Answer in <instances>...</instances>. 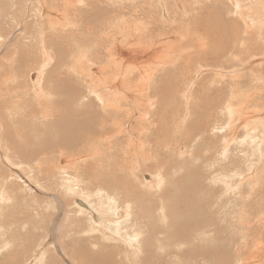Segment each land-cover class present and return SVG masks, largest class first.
<instances>
[{
    "label": "rangeland",
    "instance_id": "374dc122",
    "mask_svg": "<svg viewBox=\"0 0 264 264\" xmlns=\"http://www.w3.org/2000/svg\"><path fill=\"white\" fill-rule=\"evenodd\" d=\"M125 1L128 2L129 0H125ZM237 1L236 0H233V1L232 0L231 1L230 0H182L181 7L179 6V4H177L178 2L176 0L175 1L170 0L168 2L169 5L167 6V8H169V10L167 11L168 12L167 14H170V15L168 16L163 15V17L164 19L167 18L169 20L167 19L164 20L163 18H161V22H159V26L155 32V37L156 39L157 38L158 39L157 41L155 39V41L157 43L159 42L158 44L160 46L159 45L157 46L159 49L160 47L162 48L166 46L165 48L168 47L167 49L168 50L170 49L169 51L171 54H168L169 53L167 52L168 50H164L162 48L164 51L162 50L163 53H161V55L158 54L157 52H155L156 54L151 55V57L157 56L156 60L161 61L162 59V61L165 62V64L163 63L162 65H160V67L157 69L156 74L152 77V79H150L147 82L146 90H149L147 94L149 95V97H147V99H149L151 102H154V103L149 106L150 107L149 110H144L146 109V106L148 104L146 105V103L141 101L142 104L140 105V108L142 109L138 110L137 108L138 106L136 105L135 107L137 108L136 109L137 111L133 112L134 117L131 115L135 120L142 121L139 116L140 112L144 114L149 113L146 121L148 122L150 120L152 121V118H154L153 121L150 123H156L155 124L156 126H158L159 128L161 127L158 133L153 132L152 137L150 139L144 140L143 143H147L146 148L144 150H137L138 154H139V151H145L144 155H148L149 158H151L149 159L148 163L142 162L141 164L135 165L136 167H134L135 169H134L133 174L128 173V172L125 173L126 171H124V174L127 175L128 177V180H127L125 177H122L123 175L119 176L121 173H123V171H120V172L111 171L108 168L109 163L106 166L105 161H103L102 163L100 162L102 161L101 157L98 160V154H96L97 150L99 149L98 146H96V148L92 146L90 149L91 152L90 151L87 152V149H86L85 153L81 152L80 155H76V157H78V160L76 161L78 163L76 164L79 167H81L82 163L86 164V168L81 167L82 170L87 171L88 170L87 168L92 169L97 164L94 167L95 169L94 168L92 169V171H94L95 174L92 172L90 173V176H94V178L91 177L93 181L95 180L93 185L99 184V180L101 178H104L105 181L103 182L104 183L106 182L107 184L106 185L101 184V185H104L103 189L108 190L109 193L100 192V196L97 197L98 196V195L96 196L97 192L94 191L93 196L91 197L90 200L92 201V203H96V204L98 201H99L98 203L103 202L102 204L104 205V207L106 206L105 209H107L108 207H110L111 209V207H113V204L111 203L112 201L115 203V207H116V200L112 199L111 201H108L110 200L109 197H111L114 193H116V191H118L117 189H115L116 186L118 185L120 187L125 186V185L127 186L132 182L133 185L135 184L134 186L136 187L139 186V188H142L141 186L143 185L141 184V182H147L149 179H153L151 181L149 180L150 182H152L154 181L155 176L159 177V179L161 180L163 179V184L160 185L161 187H159L158 185V189H156L157 187L150 188V189H147L145 187L146 188L145 189L143 186V189L146 191L145 197L147 199L151 195L155 194L162 201L163 199H165V202H163V204L167 206H163L162 204H160L158 206V208L160 209V210L158 209L159 211L151 207L153 213L151 214L150 218L152 219H150V222L154 223L156 226H158V228L148 233V237H150L149 242L151 243L147 242L149 243L147 244L146 241L144 240V245L142 244L143 252L141 251L139 255L137 256L139 259L133 261V259L130 256L129 259H131V261H129V259H127V256H126V249H128V246L124 245L122 242L118 244L110 240H105V239L100 240V243L97 247L99 249L105 246L110 249H116V247L120 246L123 249L122 254L118 256L120 257V259H124L125 263H121V264H134V263L137 264L138 261H139L138 264H140L141 262H143L144 264L146 263L154 264L156 261L154 262L152 255H154L155 252L160 251V248L163 245H164V248L162 247L163 249L167 250L170 248L171 244H169V241L173 243L175 241V238H174V232L172 231L171 227L168 225L169 222L165 218H168L169 221L172 220L173 222H175V219L178 216H183L184 214H186L187 212L186 205L190 202V200H188L190 199V194L197 193L196 194L197 197L198 196L202 197L205 194V197H202V198L198 197V199H201L202 202L205 199L203 203H205V206L207 207L206 209L207 212L206 213L203 212V215L204 216L207 215V217L213 216L216 219L215 212L217 211V209H220V211H222L225 208L222 206L214 210V208H212L213 207L212 200L213 201L218 200L219 203L227 201L230 193H234L235 190L237 191L240 185L241 191H242L240 192L241 196L237 195L236 197L238 198L239 201L241 200L246 201V198L250 199L248 194L251 193L249 191H252L255 188L254 185L257 184L258 187L263 185L262 189L264 188V170H263L264 169V141L261 140V145L256 144L254 139L252 138L250 139L248 135L246 138L244 129L241 130L238 136L236 135L237 137L234 136L236 138H232L230 136L231 134L228 132L229 133L228 137L230 139L229 142L226 141V139L228 138L227 136H223L221 133H218L219 136L221 135L218 140V137H219L218 134H215L216 132L213 133L212 131V127H214L215 124L218 125L217 121H214L216 119H213L212 122H208L209 121L208 116H210L211 114V107L213 106V103H215V100L219 99L220 101H217V102L221 104L222 103L221 96L223 95H225L226 97L232 96L233 93H230V92H232L233 90H249V91L252 90V92H257L255 90H263L260 94H258L260 96L259 102L257 101L255 105H258L259 108H262L259 112L264 111V78H262L264 75V49H263L264 48V37H263L264 32L263 33L257 32L255 29H257L258 27H254V28L252 27V24H253L252 20L255 15L260 16L264 21V0H255V1L237 0ZM104 2H106V0H104ZM133 4L136 7L135 8L136 11L134 12V14L136 13L138 15L141 12V9L143 7V1L135 0ZM98 9H100V7H98ZM10 13L12 14L13 11H11ZM10 13L9 15H11ZM30 17H33L32 6H28V9L26 12V18H30ZM135 17L138 18V16H135ZM171 18H172V21H171ZM173 21L176 23H174ZM18 22L20 21H16L14 19L13 21H11L10 26H5L3 29V34L1 33V35H4L5 37L4 40L2 39V37H0V179H1L0 180V205L3 206L2 210H3V213L5 214L3 218L0 217V219L2 220V221L0 220V227H1L0 229V233H1L0 234V248H1L0 249V253H1L0 264H97V263L106 264L107 263L106 260L102 258L103 257L102 252L98 251L100 254L98 252L97 253L90 252L89 254H87L86 247L88 246V244H89L88 248L91 246V243L88 240V237H89L88 227L91 226L89 217L86 214L81 215V216H76L77 205H75V203H72L75 198L73 197L74 195L69 193L73 184L71 182V179H68L67 180L68 182L64 181L63 179L64 178L63 176L65 174H67L66 176L68 177L71 174L68 171L69 170L68 164L70 163L66 159L68 158V156L73 154L74 150H72V148L66 149L65 147L64 149H62L63 145L61 144L54 145V143H53L54 147L46 151H41V148H40V145L44 143L46 140L49 141L46 145H51L52 141L54 140L55 134L50 135V132L48 130L49 128L60 127L61 129H54L52 131H55V133H57L56 135L60 134L61 136L67 137L68 135H66V132H70L69 130H71V128L77 125L78 123L76 120L58 121L57 119H55L56 117L52 116V113L50 115V118L46 117L45 120H44L45 117L44 118L39 117V113L36 112L38 105H39V102L36 100L37 99L36 94H39V93L44 94V92L38 91L34 87L35 84L38 82V83H42V85L44 84L43 86H40V88L45 90V92L49 93L50 91L52 92L54 90L53 92H55V90H57L59 94L63 93L59 91V90H62L61 86L57 85L56 89L52 86V84L55 82L54 78L57 76L55 75V73L57 74L62 66H67L64 63L62 64V59L74 58V56L77 54L76 52L77 47L75 45H71L68 48L63 38L60 43L58 41H55L54 44L52 45V47L54 48L50 52V53L53 52L54 56H53V60L51 61H54V62L51 63L50 65H47L45 68L42 69L43 73H41L40 75L41 78H39V80L37 81L36 74H37L38 68L40 67V62H42V59L39 58V54H37L38 42L33 37L34 46L31 45L28 49H22L21 45L23 44L20 41L16 40L18 34L23 32L22 27L19 26L21 23H18ZM168 22L171 25L168 24L167 26ZM172 22L173 24H176V25L172 26ZM209 29H213L212 32ZM9 31H10V34H8ZM92 31L90 34L95 35V37L93 35H90V36H92L96 40L99 39L100 34H101L99 27L98 29H95ZM252 32H254L255 34ZM216 33L220 36L216 35ZM5 34H7V36ZM156 34H158V36H156ZM250 34H252L253 36H256L257 38L250 37L249 36ZM110 35L111 33L107 32V36H110ZM151 35L153 34H149V38ZM238 37L243 38L241 41H243L244 39H250V42L253 41L254 42L253 49L250 51H247V49L241 48L240 46H238L237 45L238 42H236L237 39H239ZM222 40H224L223 42L224 44L226 45L228 44L227 49L229 52H230L229 48H232L236 43L237 44L232 54L226 53L225 56H222L219 58L218 56L220 55L219 53L221 49H223L224 46H226V45L222 46L220 44L222 43L221 42ZM225 40H227L228 42L226 43ZM144 41L146 40H143V42ZM106 42H108V40ZM216 47H219V48L217 49ZM63 48L68 53L61 56L62 53L59 52V50H63ZM215 49L216 51L218 50L216 54H214ZM165 58L169 59V61L171 59L172 61H170L167 64L166 63L167 60ZM58 63H59V66H58ZM164 65H165V68H164ZM216 71L218 73L219 71L220 72L223 71L220 73L221 77H220V74H218ZM78 80H79V85H82V81L80 79ZM47 85L50 87L52 86V87L50 88ZM79 87L81 88V86ZM80 90H83V89L81 88ZM209 92L212 95L209 94ZM220 92H222L221 94L223 93L225 94L221 95ZM85 95L87 97L89 96L87 95V93H85ZM58 96L59 95H54V97L45 96L41 103L45 107H50L51 105L55 104L56 107L54 108L52 106V108L58 109L57 113L60 111L62 112V110L64 112L67 107L65 103L63 102H59L57 104L55 103V98L57 97L56 100L59 99ZM143 96L146 97V95H143ZM209 96H210V99L208 98ZM93 97L94 96H92V98ZM87 100L89 101V99ZM48 102L51 104H48ZM83 103H86V101H83ZM88 105H89V102H88ZM219 107L221 108L222 104ZM93 108L97 109L98 107H96L95 104H93ZM185 108L189 109V113L187 112L188 110H186ZM134 109L135 108H133L132 110ZM254 116L253 117L250 116V120L254 122L257 127L261 128L258 130V132L263 133L262 130H264V113L261 117H258V115H254ZM184 117L185 118L187 117L186 120L183 119ZM205 117L206 118L208 117V118L206 119ZM197 118L200 119L201 121H199ZM202 118L203 120L204 119L206 120L205 125L201 123ZM140 121H138V123L132 122V125L136 130H138L139 126H141L143 122V121L142 122ZM197 124L198 126H196ZM176 127H178V129L180 128L179 129L180 131ZM198 128H199V131H197ZM209 128H210V131H209ZM153 129H155V127H153ZM184 129L187 132L186 131L184 132ZM46 130H48V132L44 133ZM168 134H170V136H168ZM49 136L50 138H47ZM210 136L212 137V139ZM213 137H214V140H213ZM108 139L109 138L107 137L106 139L104 138L105 145H108V141L110 140ZM241 139H242L241 143L240 142L238 143V141H240ZM233 140L236 141L238 144H236V142L234 143ZM242 143L244 144L246 143L247 145H244V144L242 145ZM227 145L229 146L227 147ZM256 146H259L260 150H258ZM113 147H112V151L103 153V154H106L107 158H108V155L115 156L114 151L117 150V148L116 147L113 148ZM101 149L100 151H103V147H101ZM31 150L34 151V157H36V161L38 160L37 166L35 168L28 166L27 165L28 161H25V156L31 157V152H30ZM226 150L228 151L226 152ZM245 152L247 153V155ZM17 153H19V155ZM238 153L241 156L240 155L237 156ZM140 154L137 155L138 158H140ZM220 154L226 157L221 158ZM90 155L92 157L89 158ZM39 156L43 157V159L41 160ZM127 156H126L127 159L126 157L124 158V160L126 159L125 160L126 164L129 160H131V157H129V154H127ZM218 156L220 158H217ZM245 156H247L248 158ZM95 157H96V161L97 160L98 161L94 164H90V162L94 160ZM237 157H239L238 158L239 160L237 159ZM109 158H112V157H109ZM208 158L211 160V162L213 161L211 168L205 164ZM16 159L18 160L16 161ZM111 160L112 159H110V161ZM161 160H163L164 162ZM231 162H234V163H231ZM219 163L221 164V166L219 165ZM245 164H247L248 166ZM226 165L228 166L226 167ZM55 166L58 168L59 167L64 168L67 166L68 169L64 168V170H66L65 172L62 171L63 173H65L64 175H62V172H61V175H59L60 173L57 174L60 176L59 177L54 174V169H56ZM224 166H225V169L223 168ZM204 167H206V169ZM212 167H214V169ZM254 167H255V170H254ZM221 168H223V170ZM240 169H242L245 172L243 173V171ZM261 169L263 170V172ZM154 170H157V172H155ZM213 170L220 174L214 172ZM44 171L46 172L44 173ZM209 171L211 172L212 178L211 177L210 179L209 177L208 179L202 178L204 174H209L210 173ZM111 172L113 173L111 174ZM251 172H253L254 174ZM245 175H246V178H245ZM55 176H57L59 179H57V177ZM96 176H98V178L99 176L101 177L99 180H96ZM237 178L238 180H236ZM245 179H247V181ZM248 179H250L251 181L249 180L250 182H248ZM193 180L196 182L198 181V183L196 182L194 183ZM126 181L129 182V184ZM207 181L210 182V184ZM248 183H252L250 185H252L253 187L249 186ZM192 184H194L195 188ZM8 185H9V188H8ZM120 187H119L120 191L127 192V190L129 189L127 188V190H124L123 187L121 188ZM222 190L224 192H228L226 195L222 197L223 199L219 198V195L221 196L223 193ZM131 192L135 193L133 190H131ZM147 192H150V193H147ZM179 193H180V196H179ZM108 194L109 195L112 194V195L109 196ZM211 194H213V196H211ZM229 200L232 201V203H235L234 196L230 197ZM107 202L108 204H105ZM207 202L210 205L207 204ZM250 202L254 203V199L253 201L251 200ZM127 203L131 204V201H127ZM142 203L147 205L148 200L143 199ZM255 204H257V202ZM121 207H123V204L121 202H117V209L119 210L120 216L126 217V216H122L123 214L126 213V211L125 210L121 211ZM212 209L214 210V212ZM173 210H177V211L173 212ZM69 211H72L70 215L67 214V212ZM73 213H74V216H73ZM155 214L157 216H155ZM244 217H248L249 220L247 218H245V220L247 219L246 221L247 222L249 221L248 222L249 224L253 223V224L259 225L260 223V227L258 228V230L259 229L260 230L259 231L253 230L254 232L252 231L250 235H252L251 239L261 240L260 233L261 232L264 233V229H263L264 227L263 225H261L262 223L259 221L261 220L260 219L261 217L259 218L256 212L254 213V216L244 215ZM68 223L69 224L74 223V226H73L74 228L72 229L73 231L69 230ZM226 227L227 228L229 227L228 224L226 225ZM7 228H9V230ZM173 229H175V231L178 233V230L176 228H173ZM228 232L233 234L232 230ZM255 233L258 234V236H256ZM247 234L249 235V233L248 232L245 233V235L247 236V237L245 236L246 240H248ZM101 235L103 234L99 232L100 239L103 238L101 237ZM220 236L222 235H219L218 239L221 238ZM157 237L159 238L161 237V238L159 239ZM229 238L234 241V237L232 235ZM222 239L223 237L221 238V240ZM156 241L160 243H158L157 245ZM233 241L229 240L230 245L228 244V248L227 246L224 245L227 249L226 250L223 249L220 252L221 254L217 253L214 256L212 255L213 259L210 260L209 264H244L242 262L239 263L240 262L239 259L242 257V260L245 261L247 260L246 258H248V256L244 258L243 256H245L246 252L243 251V253L240 254L241 252L235 246ZM163 242H165V244ZM166 243H167V246H166ZM261 243L263 244L262 241ZM231 244L233 245V247ZM229 246L232 249V251L229 248ZM144 247H146L147 249H145ZM157 248L159 250H157ZM149 249L150 251L151 250L153 251L150 252ZM149 252H150V256L148 255ZM222 252L223 254L225 253L224 254L225 257L222 255ZM145 253H147L146 255H148L149 257L146 256ZM163 256H164V259L162 258ZM163 256L158 259V262L162 264H187L186 262H188V264H193L189 258H185L186 261L184 260V258L182 259L180 258V261L181 260L182 261L184 260V261L183 262L181 261V263H179L178 261L175 260V257L172 255H163ZM220 258L221 259L223 258L224 260L221 261ZM258 258L260 261H257ZM255 259L257 260L245 261V264H254V263L261 264L260 256H258ZM118 263H119V260L117 261V264ZM107 264H112V263H107Z\"/></svg>",
    "mask_w": 264,
    "mask_h": 264
},
{
    "label": "bare ground",
    "instance_id": "6f19581e",
    "mask_svg": "<svg viewBox=\"0 0 264 264\" xmlns=\"http://www.w3.org/2000/svg\"><path fill=\"white\" fill-rule=\"evenodd\" d=\"M134 1L135 0H129L128 2H126L125 0H121V1H119V0H106V2H104V0H0V37H2V39L4 40V38H5L4 35H1V33L3 34L4 27L10 26L11 21H13L15 19L16 21H20V22H18V23H21L19 26H21L23 29V32L18 34L17 39L15 38L17 41H20L23 44V45L20 44L21 48L22 49H28L31 45L34 46L33 37L38 42L37 54H39V58L42 59V62H40V67L38 68L37 74L35 73L37 75V81L39 80V78H41L40 75H41V73H43L42 69L45 68L47 65H50L51 63L54 62V61H51V60H53V56H54L53 52L52 53H50V52L54 48V47H52V45L54 44L55 41H58L60 43L62 38H63V40L66 42L68 48L71 45H75L77 47V49H76L77 54L74 56V58L62 59V64L64 63L67 66H62L60 68L59 72L57 74L55 73V75H57L54 78L55 82L53 83V81H52L53 84L50 83V84H52V86L55 89H56L57 85L61 86L62 90H59V91L63 92V93L59 94L57 92V90H55V92H53L54 90L52 92L50 91L49 93L45 92V90L40 88V86H43L44 84L42 85V83L37 82L34 86L35 89L38 91L44 92V94H42V93L36 94V98H37L36 100L39 102V105H38L37 111L34 109H32V110L39 113V117H43V118L45 117L44 120L46 119V117L50 118V115L52 113V116L56 117L55 119H57L58 121H64V120L65 121H68V120L74 121V120H76L78 122L77 125L73 126L72 128L70 127L71 128V130H69L70 132H66V135H68L67 137L61 136L60 134L56 135L57 133H55V131H52L54 129H61L60 127H51L49 129L47 128L50 132V135L55 134L54 140L53 139H52L53 141L51 140L52 141L51 145H46L49 142L48 140H46L44 143H42L40 145V148H41V151H46L48 149L53 148L54 147L53 143H54V145H56V144L63 145L62 149H64V147H65L66 149L72 148V150H74L75 153L73 152V154L68 156V158L66 159L70 163V164H68V168H69L68 171L71 173L69 175V177L66 176L67 174L63 173L66 171V170H64V168H67V166L64 168H61V167L58 168L55 166L56 169H54V174L57 175L60 173L59 175H61V172L63 171L62 175L65 174L63 176L64 181L71 179L73 186L70 185V186H72V188L70 189L69 193L74 195L73 197L75 198L74 199L75 202L73 201L72 203H75V205H77L76 216H81V215L86 214L89 217V221H90L91 226L88 227V233H89L88 234L89 235L88 240L91 243V246L88 248V246H89V244H88V246L86 247L87 254H89L90 252H95V253H97L98 251L102 252V254H103L102 258L104 260H106L107 263H112V264H117L118 260H119L118 264L125 263L124 259H120V257H118L120 254H122L123 249L120 246L116 247V249H110L106 246L105 247L102 246L103 248L99 249L97 247L100 243V240H104V239L110 240V241L118 243V244L120 242H122L124 245L128 246V249H126L127 259H129L130 256L133 259V261L139 259L137 256L139 255V253L141 251L143 252L142 244L144 245V240L146 241V243L150 241V237H148V233H150V231L158 228V226H156L154 223L150 222V219H152L150 217H151V214L153 213L151 207L155 210H158L159 209L158 206L160 204H162L163 206H167V205L163 204V202H165V199H163V201H162L155 194L151 195L148 199L145 197L146 191L143 189V186H144V188L146 187L147 189L154 188V187H157L156 189H158V185H159V187H161L160 185L163 184V179L161 180V179H159V177L155 176L154 177L155 179L152 182H150V181L153 179H149L150 181L148 180L147 182H141V184L143 185V186H141L142 188H139V186L138 187L134 186L135 184L133 185L132 182L129 184V182L126 181L129 185H127V186L125 185V186H121V187H123L124 190H127V188H129L127 190V192L120 191L119 190L120 186L119 185L116 186L115 189H117L118 191L115 190L116 193H114L113 195L110 194V195H112L111 196L112 198L109 197L110 195L108 194L109 195L108 197L110 198V200H108V201H111L112 199L116 200V207H115V203L112 201L111 203L113 204V207H111V209H110V207L105 209L106 206L104 207V205L102 204L103 202L100 201L101 203H98L99 202L98 201L96 204V203H92V201L90 200L91 197L93 196L94 191L97 192L96 193V196L98 195L97 197L100 196V192L101 193H109L108 190L103 189L104 185H106L107 183L103 182V181H105L104 178L100 179L101 176H99V178H98V176H96V180L100 179L99 184L93 185L95 180L93 181V179L91 177L94 178V176H90V173L92 172L95 174V172L92 171V169L97 164L92 169L87 168L88 169L87 171L82 170V168H81V167L86 168V164L80 163L81 167H79L76 164V163H78V162H76L78 160V157H76V155H80L81 152L85 153L86 149H87V152H89L92 146H94L95 148H96V146H98L99 149L97 150V153H96V154H98V160L101 157V159H102V161H100L101 163L103 161H105L106 166L109 163L108 168L111 171H116V172L123 171V173H121L119 176L123 175L122 177H125L128 180V177H127V175L124 174V171H126L125 173L128 172V173L133 174L134 169H135L134 167H136L135 165L141 164L142 162L148 163L149 159H151V158H149L148 155H144L145 151H139V154H140V152H141V154H140V158H138L137 155H139V154L137 153V150H144L146 148V145H147V143H143L144 140L150 139L152 137L153 132L158 133L159 129H161V127L159 128L158 126H156L155 125L156 123H150L153 121L154 118H152V121L151 120L149 122L146 121L149 113L144 114V113L140 112L139 116H140L141 120L143 121L142 122L140 120H135L133 118L134 117L133 112H136L137 108H138V110L142 109V108H140V105L142 104V102L146 103V105L148 104L146 106V109H144V110H149L150 109L149 106L154 103V102H151L149 99H147V97H149V95H147L149 90H146V87H147V82L150 79H152V77L156 74L157 69L160 67V65H162L163 63L165 64V62H163L162 59H161V61H158V60H156L157 56L151 57V55L156 54L155 52H157L158 54L161 55V53H163L164 50H168L167 49L168 47L165 48L166 46L162 47L164 50L161 47H160V49L157 47L159 45L158 44L159 42L158 43L156 42L158 38L156 39L155 32L159 26V22H161V18L164 19L163 15H167V16L170 15V14H167L168 13L167 11L169 10V8H167V6L169 5L168 2L170 0H142L143 1V7L141 9V12L138 15L136 13L134 14V12L136 11V9H135L136 7L133 4ZM172 1H175V0H172ZM176 1L178 2L177 4H179V6L181 7V1L182 0H176ZM253 1H255V0H253ZM237 3H238V1H237ZM28 6H32V8H33V17H30V18H26V12H27ZM98 7H100V9H98ZM11 11H13L12 14L10 13ZM9 13L11 15H9ZM134 15L138 16V18L135 17ZM166 19H164V20H166ZM96 20H97V22H96ZM167 20H169V19H167ZM171 21H172V18H171ZM173 22H172V26L176 25V24H173ZM252 22H253V24H252L253 28L258 27L257 29H259V30L255 29L257 32H262V33L264 32V21L260 16L255 15L253 17ZM174 23H176V22H174ZM168 24H169V22L167 23V26H168ZM169 25H171V24H169ZM98 27H99L101 34H100L99 39L96 40L95 38L90 36V35H93L90 33L92 30L98 29ZM209 30H211V32H212L213 29H209ZM107 32H110L111 35L107 36ZM163 32H164V30H163ZM92 33H93V31H92ZM217 33H216V35H218ZM252 33H254V32H252ZM8 34H10V31L8 32ZM94 34H95V32H94ZM149 34H153L154 36L151 35L149 38ZM5 35L7 36V34H5ZM93 36L95 37V35H93ZM156 36H158V34H156ZM218 36H220V35H218ZM249 36L252 38H254V37L257 38L256 36H253L252 34H250ZM213 37H215V36H213ZM238 38L239 39H237V41H236V42H238V44L235 42L238 46H240L241 48L247 49V51H250L253 49V47H254L253 41L250 42V39H244L243 41H241L243 38H240V37H238ZM155 39H156V41H155ZM107 40H108V42H106ZM143 40H146V41L143 42ZM227 40H225L226 43L228 42ZM221 42L223 43L224 40H222ZM222 43H220L222 46L226 45V44H224V43L222 44ZM236 44L232 48L228 47L230 49V52L227 49L228 44L226 46H224V48L222 47L223 49H221L220 53L218 52L220 55L218 54L219 56L218 55L217 56L220 58L222 56H225L226 53L232 54L234 51V48H236ZM255 46H256V44H255ZM216 48L218 49L219 47H216ZM169 50L167 52H169L168 54H171ZM254 50H255V48H254ZM217 51L215 49L214 54H216ZM59 52L62 53L61 56L68 53L64 48H63V50H59ZM22 57H24V56H22ZM214 57H216V56H214ZM166 60H167L166 61L167 64L170 61H172L171 59H170V61H169V59H166ZM58 66H59V63H58ZM164 68H165V65H164ZM221 72H223V71H221ZM221 72L219 71V73L218 72L217 73L220 74ZM220 77H221V74H220ZM258 78H259V76H258ZM262 78H264V75ZM78 79H80L82 81V85H79ZM79 86H81V88L83 90H80L81 88ZM48 87H50V86H48ZM255 91H257V92H252V90L251 91H249V90H233L232 92H230V93H233V95L228 96V97L223 95L225 93L221 94L222 92H220V94L223 95V96H221L222 97V99H221L222 100V103H221L222 107L221 108L219 107L221 104L217 102V101H220L219 99H217V100H215V103H213V106L211 107L210 116H208L209 114L207 113L208 114L207 116L209 117V121L207 120L208 122H212L213 119H216L214 121H217V123H218V125L215 124L214 127H212L213 133L214 132H216L215 134L221 133L223 136H227V137L230 133L231 134L230 136L232 138H236L238 136V134L241 132V130L244 129L245 134H246V138L248 135V137L250 139L251 138L254 139L256 144L261 145V140L264 141V130H262L263 133L258 132V130L261 128L257 127L255 125V123L250 120V116L253 117L254 115H258V117H261L264 113V111L259 112L262 108H259L258 105H255L257 101L259 102L260 96L258 94H260L263 90H255ZM157 92H158V90H157ZM85 93H87V95H89V96L87 97L85 95ZM216 93H217V91H216ZM230 93H228V94H230ZM33 94H35V93H33ZM209 94H211V93L209 92ZM54 95H59L58 100H56L57 97L55 98L56 104L59 102H63L67 106L64 112L62 110V112L60 111L57 113L58 109L52 108V106L54 108L56 107V105L54 103H53L54 105H51L50 107H45L42 105L41 102L45 96H49V97L53 96L54 97ZM143 95H146V97ZM92 96H94V97L92 98ZM53 97H51V98H53ZM257 97H258V99H257ZM34 98H35V96H34ZM208 98L210 99V96ZM87 99H89V101ZM83 101H86V103H83ZM87 101L89 102V105H88ZM48 104H51V103L48 102ZM93 104H95V106L98 108L94 109ZM136 105L138 106L137 108L135 107ZM132 106H134V107H132ZM206 106H205V108H206ZM131 107H132V109L133 108H135V109L132 110ZM207 108H209V107H207ZM62 109H63V107H62ZM185 109L188 110L187 112L189 113V109L188 108H185ZM202 115H203V113H202ZM186 118L184 117L183 119L186 120ZM136 119H138V118H136ZM38 120H39V118H38ZM198 120L201 121L200 119H198ZM46 121H48V120H46ZM138 121L142 122V124H141V126H139L138 130H136L133 127L132 122L138 123ZM203 121H205V122H203ZM208 122H207V124H208ZM193 123H194V121H193ZM201 123H203V125H205L206 120L205 119L203 120V118H202ZM137 125H139V124H137ZM135 126H136V124H135ZM191 126H193V125H191ZM196 126H198V124ZM153 127H155L156 130L153 129ZM176 128L178 129V127H176ZM199 128H201V127H199ZM199 128L197 131H199ZM210 128H209V131H210ZM48 130H46L44 133H47ZM185 131L186 130L184 129V132ZM193 131H194V129H193ZM196 133H194V134H196ZM38 135H40V134H38ZM181 135H183V134H181ZM200 135H201V133H200ZM168 136H170V134H168ZM218 136H219V134H218ZM220 136L218 137V140H219ZM234 136H236V137H234ZM106 137L110 139V140L108 139L109 140L108 145H105L104 138L106 139ZM47 138H50V136ZM211 139H212V137H211ZM213 140H214V137H213ZM218 140H216V141H218ZM229 140L230 139L228 137L226 139V141L229 142ZM241 141H242V139L240 141H238V143L239 142L241 143ZM201 142H203V141H201ZM233 142L235 143L236 141L233 140ZM238 143L236 142V144H238ZM226 144H227V142H226ZM243 144L244 143H242V145ZM244 145H247V144L245 143ZM113 146L117 148V150L114 151L115 156L108 155V158H107L106 154H103V153L108 152V151H112ZM228 146L229 145H227V147ZM101 147H103V151H100ZM209 147H210V145H209ZM256 147L258 148V150H260L259 146H256ZM248 150H250V149H248ZM227 151L228 150H226V152ZM30 152H31V157L25 156V161H28V163H27L28 166L35 168L37 166L38 160L36 161V157H34V151L31 150ZM17 154L19 155V153H17ZM127 154H129V157H131V160L128 159L129 163L127 162V164H126L125 160L128 157ZM22 155H23V153H22ZM88 155H89V153H88ZM212 155H214V154H212ZM220 155H221V158L226 157V156H223L222 154H220ZM239 155L240 154L238 153L237 156H239ZM246 155H247V153H246ZM90 157H92V156L90 155L89 158ZM109 157H112V158H109ZM125 157H126V159L124 160ZM210 157H211V155H210ZM213 157H215V156H213ZM245 157H247V156H245ZM39 158L41 160L43 159V157H41V156H39ZM217 158H220V157L218 156ZM238 158L239 157H237V159ZM110 159H112V160L110 161ZM17 160L18 159H16V161ZM80 161H81V159H80ZM97 161H96V157H95V159L92 160L90 162V164H94ZM161 161H163V160H161ZM240 161H241V159H240ZM203 162H204V160H203ZM212 162L208 158V160L206 161L205 164L211 168ZM231 163H234V162H231ZM243 163H244V161H243ZM247 164H248V162H247ZM247 164H245V165H247ZM203 165H204V163H203ZM219 165L221 166L220 163H219ZM214 166H216V165H214ZM227 166L228 165H226V167ZM238 166H239V164H238ZM204 168L206 169V167H204ZM212 168L214 169V167H212ZM223 168L225 169V166ZM223 168H221V169L223 170ZM241 168H243V167H241ZM245 168H247V167H245ZM240 170H242V169H240ZM254 170H255V167H254ZM263 170H262V172H263ZM16 171H18V170H16ZM154 171L157 172V170H154ZM213 171H212V173H213ZM237 171H239V170H237ZM45 172L46 171H44V173ZM204 172H205V170H204ZM214 172H216V171H214ZM244 172L245 171H243V173ZM258 172H259V170H258ZM112 173L113 172H111V174ZM216 173H218V172H216ZM237 173H239V172H237ZM251 173H253V172H251ZM38 174H39V172H38ZM157 174H159V173H157ZM218 174H220V173H218ZM222 174H224V173H222ZM59 175H57V176H59ZM40 176H42V175H40ZM57 176H55V177H57ZM163 176H165V175H163ZM136 177H137V175H136ZM208 177H209V179H210V177L212 178L211 172L209 174H204L202 176V178H204V179L205 178L208 179ZM223 177H224V175H223ZM245 178H246V175H245ZM57 179H59V178L57 177ZM236 180H238V178ZM245 180L247 181V179H245ZM249 180L250 179H248V182L251 181V180L250 181ZM117 181H119V180H117ZM193 181H192V183H193ZM233 181H235V180H233ZM170 182H171V180H170ZM195 182L196 181H194V183ZM210 182H211V180H210ZM210 182H208V183L210 184ZM243 182H244V180H243ZM30 183H31V181H30ZM196 183H198V181ZM252 183H248V185L252 186V185H250ZM101 184H104V185H101ZM111 184H113V183H111ZM255 184H256V182H255ZM4 185H5V183H4ZM9 185H8V188H9ZM192 185L194 186V184H192ZM254 186H255V188L253 190L251 189L252 191H249L251 193L248 194L250 199L246 198V201H244V200L239 201L238 198L236 197L237 195L241 196L240 192H242V191H241L240 185H239L237 191L235 190L234 193H230L227 201L219 203L218 200L217 201L212 200L213 207L212 206L211 207L214 208V210L216 208H219L222 206L225 208L222 211H220V209H217V211L215 212L216 219L213 216L207 217V215L206 216L203 215V212H205V213L207 212L206 211L207 207L205 206V203H203L205 199L202 202L201 199H198V197H201V196L197 197V195H196L197 193L196 194L195 193L190 194V199H188V200H190V202L186 205V209H187L186 214H184L183 216H178L177 217L178 219L176 218L177 220L175 219V222H173L172 220L169 221L168 218H165L169 222L168 225L171 227L172 231L174 232L175 241L173 243H171L169 241V244H171V246L167 250L163 249L164 245L161 244V245H163L162 246L163 248L160 246L162 249L160 248V251L155 252V254L152 255L154 262L156 261L154 264H162V263L158 262V259L161 258L163 255H172L175 257V260L178 261L179 263H181V261H182V260L180 261V258L181 259L184 258V260H185V258H189L193 264H209L210 260L213 259L212 255L214 256L215 254L220 253L223 249L226 250L228 248V244L230 245L229 240L233 241L229 238L231 235L234 237L233 243L238 248V250L241 252L240 254H242L243 251L246 252L245 256H243V257L246 258L248 256V258H246L247 260H245V261L257 260L255 258L260 256L261 257V264H264V233L263 232L260 233V237H261L260 239L261 240L251 239L252 235H250L253 230L254 231L258 230V228L260 227V223L258 222L259 225L253 224V223L249 224L248 223L249 221L248 222L246 221L248 219V217H244V215L254 216V213L256 212L258 214V217L259 218L261 217L260 218L261 220H259V221L262 223L261 225H263V227H264V188L262 189L263 185L258 187V185L256 184ZM194 188H195V186H194ZM197 189H198V187H197ZM131 190H133L136 194L131 192ZM159 192H160V190H159ZM147 193H150V192H147ZM227 193L228 192L223 191L222 195L221 196L219 195V198H222ZM179 196H180V193H179ZM211 196H213V194H211ZM232 196L235 197V203H232V201L229 200V198ZM202 197H205V194ZM143 199L148 200L147 205L142 203ZM206 199H207V197H206ZM215 199H217V198H215ZM253 199H254V203L250 202L251 200L253 201ZM127 201H131V204H128ZM117 202H121L123 204V207H121V211L125 210L127 214L125 213L122 216H126V217L120 216L119 210L117 209ZM212 202H210V203H212ZM256 202H257V204H255ZM105 204H108V202ZM207 204H209V203L207 202ZM2 208H3V206L0 205V217L1 218H3L5 216ZM214 210H213V212H214ZM170 211H171V209H170ZM174 211H177V210H173V212ZM71 213H72V211L67 212V214H69V215ZM162 215H164V214H162ZM71 216H70V218H71ZM73 216H74V213H73ZM155 216H157V215L155 214ZM245 218H247V219L245 220ZM231 219H233V220H231ZM74 223H70V224L68 223L69 224V230H72L74 228L73 227ZM225 224L226 225L228 224L229 227L227 228ZM1 225H2V223H1ZM3 228H5V227H3ZM173 228H176L178 230V233ZM0 229H1V227H0ZM7 229L9 230V228H7ZM228 229L232 230L233 234L228 232V231H230ZM99 232H101V234H103V235H101V237H103L102 239L99 238ZM247 232L249 233V235L247 234L248 240H246L247 236L245 235V233H247ZM218 234L222 235V236H220L221 238L223 237L222 240L220 237H219L220 239H218V236H219ZM229 234H230V236H229ZM255 235L258 236V234H256V233H255ZM73 236H75V235H73ZM73 236H72V238H73ZM224 236H225V238H224ZM239 236H241V237H239ZM157 238H159V237H157ZM261 241L263 242V244L261 243ZM149 243H151V242H149ZM149 243H147V244H149ZM158 243H160V242H157V245H158ZM163 243L165 244V242H163ZM224 245L227 246V248ZM166 246H167V243H166ZM232 247H233V245H232ZM144 248L147 249L146 247H144ZM229 248H230V246H229ZM151 249H152V247H151ZM84 250H85V248H84ZM157 250H159V249L157 248ZM149 251H150V249H149ZM151 251H153V250H151ZM231 251H232V249H231ZM150 252L148 254L149 256H150ZM223 252H222V255L224 256L225 253L223 254ZM228 252H229V250H228ZM248 252H250V253H248ZM146 254L147 253H145V255ZM0 255H1V253H0ZM145 255H144V257H145ZM148 255H146V256H148ZM162 258L164 259V256ZM216 259H217V257H216ZM222 260H224V259L222 258L221 261ZM239 260H240L239 263L242 262L245 264V261L242 260V257ZM129 261H131V259H129ZM218 261H217V263H218ZM257 261H260L259 258ZM106 262H104V263H106ZM138 262H137V264H138ZM140 262H141V260H140ZM223 262H225V261H223ZM142 263L143 262H141L140 264H142ZM186 263L188 264V262H186ZM134 264H136V263H134ZM254 264H256V263H254Z\"/></svg>",
    "mask_w": 264,
    "mask_h": 264
}]
</instances>
